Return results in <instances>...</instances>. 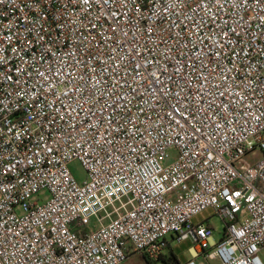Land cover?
Listing matches in <instances>:
<instances>
[{"label": "built area", "instance_id": "1", "mask_svg": "<svg viewBox=\"0 0 264 264\" xmlns=\"http://www.w3.org/2000/svg\"><path fill=\"white\" fill-rule=\"evenodd\" d=\"M256 150L264 0H0V264H264Z\"/></svg>", "mask_w": 264, "mask_h": 264}, {"label": "rangeland", "instance_id": "2", "mask_svg": "<svg viewBox=\"0 0 264 264\" xmlns=\"http://www.w3.org/2000/svg\"><path fill=\"white\" fill-rule=\"evenodd\" d=\"M263 155L264 153L262 151L256 150L253 153H251L249 156H247L244 159V162L245 163L247 162L248 164L254 163L256 160L260 159ZM71 168L74 174L76 175L77 179L83 180L85 178L86 171L80 161H74L71 164ZM46 196H47L46 193L39 194L37 198H44ZM193 221L195 223L206 222L212 225L214 227L213 239L215 241L220 240L223 230L225 228V223L220 219L218 215H216L215 210L213 208H208L200 212L199 214L195 215L193 217ZM167 240H168L169 248H166L161 260L153 261L147 259L142 253L133 250L128 256V258L122 264H169V262L171 264H176V261L179 262L177 264H181L191 258V253H192L191 248L194 246V243L192 242L191 239L179 241L177 239H174L173 236L169 234ZM261 254L264 259V251ZM164 256L165 258H167V260H169V262L164 259ZM215 263H217V261H215Z\"/></svg>", "mask_w": 264, "mask_h": 264}, {"label": "trees", "instance_id": "3", "mask_svg": "<svg viewBox=\"0 0 264 264\" xmlns=\"http://www.w3.org/2000/svg\"><path fill=\"white\" fill-rule=\"evenodd\" d=\"M167 248H169V246H167ZM162 257H163V255L158 259V260H161L162 259ZM145 258H147V259H149L148 257H146L145 256ZM164 259L166 260V261H168L169 262V260H167V258H165V256H164ZM177 263H179L178 261H176V264ZM169 264H171L170 262H169Z\"/></svg>", "mask_w": 264, "mask_h": 264}]
</instances>
